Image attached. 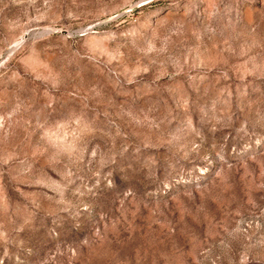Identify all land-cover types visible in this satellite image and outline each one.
Returning a JSON list of instances; mask_svg holds the SVG:
<instances>
[{"label":"rangeland","instance_id":"1","mask_svg":"<svg viewBox=\"0 0 264 264\" xmlns=\"http://www.w3.org/2000/svg\"><path fill=\"white\" fill-rule=\"evenodd\" d=\"M0 264H264V0H0Z\"/></svg>","mask_w":264,"mask_h":264}]
</instances>
